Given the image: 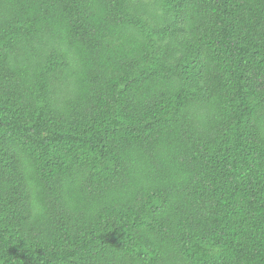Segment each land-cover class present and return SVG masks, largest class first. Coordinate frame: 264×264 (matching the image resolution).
Here are the masks:
<instances>
[{
	"label": "trees",
	"instance_id": "16d2710c",
	"mask_svg": "<svg viewBox=\"0 0 264 264\" xmlns=\"http://www.w3.org/2000/svg\"><path fill=\"white\" fill-rule=\"evenodd\" d=\"M0 264H264V0H0Z\"/></svg>",
	"mask_w": 264,
	"mask_h": 264
}]
</instances>
